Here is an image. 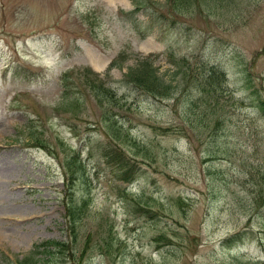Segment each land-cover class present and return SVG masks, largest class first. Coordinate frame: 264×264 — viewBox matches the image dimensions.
<instances>
[{
  "label": "rangeland",
  "instance_id": "obj_1",
  "mask_svg": "<svg viewBox=\"0 0 264 264\" xmlns=\"http://www.w3.org/2000/svg\"><path fill=\"white\" fill-rule=\"evenodd\" d=\"M132 9L130 0H0V264L264 262V118L236 75L247 68L264 98V0L208 19L183 13L199 41L173 55L141 15L129 19ZM197 29L218 36L210 51ZM147 58L160 97L96 104L86 69L115 89L111 80ZM210 67L218 91L201 88ZM115 144L135 159L132 182L100 156ZM72 158L89 175L85 195L66 187ZM71 200L82 212L73 243ZM53 241L67 242L62 255L31 260Z\"/></svg>",
  "mask_w": 264,
  "mask_h": 264
},
{
  "label": "trees",
  "instance_id": "obj_2",
  "mask_svg": "<svg viewBox=\"0 0 264 264\" xmlns=\"http://www.w3.org/2000/svg\"><path fill=\"white\" fill-rule=\"evenodd\" d=\"M238 0H131L133 10L128 13L130 16L129 19L135 21L134 16L141 15L144 18V28L146 31H154L160 37V39L165 43L167 50L171 55L175 52L183 50L192 44L196 46V41H199L195 34H193L194 26L192 27L187 24V20L191 17H186L183 13L195 12L198 17L205 16L206 19L211 18L213 11H218L222 6H230ZM173 14H170V11ZM199 12V13H198ZM197 33L200 38H203L201 43L204 45L205 49L209 50L215 45V40L218 36L206 34L203 31L197 29ZM210 51V50H209ZM152 60L147 58L139 63V70H132L122 76L121 79L111 80L113 84L116 85L115 89L112 86H107V83L104 79H100L98 74L91 72L89 69H86L83 73V76L86 79H90L89 87L91 88L93 98L97 105L104 107L107 101H111V105H115L119 100H125L130 96L139 97L145 96L156 100L160 95L155 90L159 85L158 79L155 76V69L152 68ZM117 66V59H113L110 64V68ZM151 68L153 73H151ZM203 74L201 75V88L203 90L207 88H212L215 91H218L220 84H216L215 79L220 75V72L214 68L210 67L208 69H202ZM247 68L242 70L237 69L236 75L240 80L242 86L247 82V86L244 88L246 91H251L250 99L252 101L251 107L255 109L258 114L264 118V98L260 94L257 87H255L250 79V74L247 73ZM60 80L64 84H61L63 87L62 97L71 99L70 94L71 90L69 84H66V79L69 80L67 74H62ZM94 78V79H93ZM215 82V83H214ZM125 88L126 92H123V95H118V90ZM243 90V89H241ZM69 98V99H68ZM70 101V100H69ZM195 106V104H193ZM103 120H112L111 116L104 115ZM111 123L109 125L110 139L114 142H118L121 138V130ZM119 143V142H118ZM118 144H115V147L104 149L100 156L103 158L105 164L111 167L114 172L118 175L120 180L132 182L133 178V161L134 158L128 156L125 151L120 147H117ZM108 151V152H106ZM72 162L68 161L65 163L64 168L68 172V179H66V187L68 191L73 189L77 190L78 193L85 195L83 190H87L89 175L86 173L83 164L80 161H76V158H72ZM83 189V190H82ZM85 202V201H84ZM137 205V202H133ZM74 202L71 200L69 202L67 212H66V221L68 223V237L70 243H73L76 239L74 224L78 219L81 218L82 212L80 210L73 208ZM139 207V206H137ZM250 233V232H249ZM240 234H235L228 237L225 242H236L239 240ZM67 246V242H48L39 246H36L32 251L31 260L36 261L38 255L42 253H47L54 257L55 253L62 255L64 248ZM20 264H31L30 262L20 261ZM259 264H264L261 262Z\"/></svg>",
  "mask_w": 264,
  "mask_h": 264
}]
</instances>
